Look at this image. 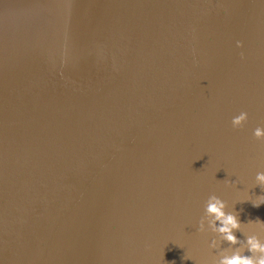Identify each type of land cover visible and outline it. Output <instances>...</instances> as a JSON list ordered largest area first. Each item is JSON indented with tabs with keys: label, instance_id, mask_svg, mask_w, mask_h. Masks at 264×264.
I'll return each instance as SVG.
<instances>
[{
	"label": "water",
	"instance_id": "95a60500",
	"mask_svg": "<svg viewBox=\"0 0 264 264\" xmlns=\"http://www.w3.org/2000/svg\"><path fill=\"white\" fill-rule=\"evenodd\" d=\"M257 125L264 0H2L0 264H210L203 201L264 194Z\"/></svg>",
	"mask_w": 264,
	"mask_h": 264
},
{
	"label": "clouds",
	"instance_id": "9594fccd",
	"mask_svg": "<svg viewBox=\"0 0 264 264\" xmlns=\"http://www.w3.org/2000/svg\"><path fill=\"white\" fill-rule=\"evenodd\" d=\"M236 46L240 47L241 42L236 41ZM247 120L248 113L241 110L231 117V127L239 129ZM251 135L256 140H264V126L254 127ZM226 183L235 184V181ZM253 184L264 190V171L255 173ZM243 201H250L253 207H259L264 204V194L249 193L245 199L236 201L231 209L227 201L216 194H209L203 201L196 230L210 234L211 238L207 241L208 249L213 250L210 264H264V221L257 217L242 223L234 205ZM252 226L258 230H250ZM237 231L243 239L236 236ZM183 258L190 257L185 255Z\"/></svg>",
	"mask_w": 264,
	"mask_h": 264
},
{
	"label": "snow or ice",
	"instance_id": "6c2138e0",
	"mask_svg": "<svg viewBox=\"0 0 264 264\" xmlns=\"http://www.w3.org/2000/svg\"><path fill=\"white\" fill-rule=\"evenodd\" d=\"M0 2H2V0H0Z\"/></svg>",
	"mask_w": 264,
	"mask_h": 264
}]
</instances>
